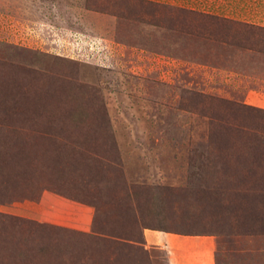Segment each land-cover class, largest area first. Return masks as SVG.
Listing matches in <instances>:
<instances>
[{
    "label": "rangeland",
    "instance_id": "374dc122",
    "mask_svg": "<svg viewBox=\"0 0 264 264\" xmlns=\"http://www.w3.org/2000/svg\"><path fill=\"white\" fill-rule=\"evenodd\" d=\"M145 230L264 264V0H0V264H166Z\"/></svg>",
    "mask_w": 264,
    "mask_h": 264
},
{
    "label": "crops",
    "instance_id": "0c3cea01",
    "mask_svg": "<svg viewBox=\"0 0 264 264\" xmlns=\"http://www.w3.org/2000/svg\"><path fill=\"white\" fill-rule=\"evenodd\" d=\"M144 241L149 247L163 248L166 264H220L215 236L182 235L158 230H145Z\"/></svg>",
    "mask_w": 264,
    "mask_h": 264
}]
</instances>
